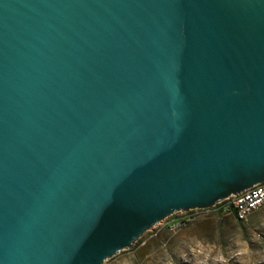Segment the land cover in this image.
I'll return each mask as SVG.
<instances>
[{
	"label": "water",
	"instance_id": "1",
	"mask_svg": "<svg viewBox=\"0 0 264 264\" xmlns=\"http://www.w3.org/2000/svg\"><path fill=\"white\" fill-rule=\"evenodd\" d=\"M264 180V0H0V264H101Z\"/></svg>",
	"mask_w": 264,
	"mask_h": 264
},
{
	"label": "rangeland",
	"instance_id": "2",
	"mask_svg": "<svg viewBox=\"0 0 264 264\" xmlns=\"http://www.w3.org/2000/svg\"><path fill=\"white\" fill-rule=\"evenodd\" d=\"M231 214L212 206L173 212L101 264H264V205L241 221Z\"/></svg>",
	"mask_w": 264,
	"mask_h": 264
},
{
	"label": "bare ground",
	"instance_id": "3",
	"mask_svg": "<svg viewBox=\"0 0 264 264\" xmlns=\"http://www.w3.org/2000/svg\"><path fill=\"white\" fill-rule=\"evenodd\" d=\"M254 194L256 196H262V198L261 199L252 198V200L250 201L249 199H241L238 201L236 206L232 208V210H222V211L233 213L237 220L246 219V217H248L251 214V212L264 205V180L239 193H236V196H252ZM219 203H222L223 204L222 206H227L228 197L216 202L214 206Z\"/></svg>",
	"mask_w": 264,
	"mask_h": 264
},
{
	"label": "built area",
	"instance_id": "4",
	"mask_svg": "<svg viewBox=\"0 0 264 264\" xmlns=\"http://www.w3.org/2000/svg\"><path fill=\"white\" fill-rule=\"evenodd\" d=\"M262 187V186H261ZM252 198H262V196H256L255 194L252 196H236V194H232L228 196V205L227 206H222V207H215L214 205L212 206L215 210L221 211L222 210H232L236 206L239 200L241 199H249L252 200Z\"/></svg>",
	"mask_w": 264,
	"mask_h": 264
},
{
	"label": "trees",
	"instance_id": "5",
	"mask_svg": "<svg viewBox=\"0 0 264 264\" xmlns=\"http://www.w3.org/2000/svg\"><path fill=\"white\" fill-rule=\"evenodd\" d=\"M231 216L234 218V219H236V217H235V215L232 213L231 214ZM237 220V219H236ZM238 221H241V220H238ZM139 239H137V241H138Z\"/></svg>",
	"mask_w": 264,
	"mask_h": 264
}]
</instances>
